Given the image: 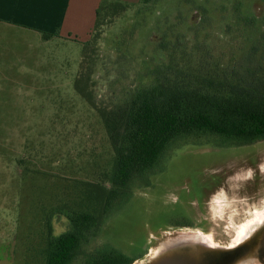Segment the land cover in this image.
<instances>
[{"label":"rangeland","instance_id":"rangeland-1","mask_svg":"<svg viewBox=\"0 0 264 264\" xmlns=\"http://www.w3.org/2000/svg\"><path fill=\"white\" fill-rule=\"evenodd\" d=\"M238 14L258 17L264 31V0L139 2L105 20L87 55L81 42H46L0 25V264H46L49 238L72 229L55 211L68 192L59 176L84 179L94 162L111 158L100 117L75 90L81 73L90 74L98 102L117 101L152 82L164 40H223ZM261 228L264 141L192 140L170 153L150 187L133 191L87 250L112 247L134 264H151L170 241L197 237L194 261L213 264L234 252L245 233L252 243ZM253 246L243 264H264Z\"/></svg>","mask_w":264,"mask_h":264},{"label":"trees","instance_id":"trees-1","mask_svg":"<svg viewBox=\"0 0 264 264\" xmlns=\"http://www.w3.org/2000/svg\"><path fill=\"white\" fill-rule=\"evenodd\" d=\"M156 1L140 3L150 6ZM130 6L113 0L101 5L92 38L83 44L86 55L90 47L98 46L105 20ZM261 22L238 14L227 24L223 40L198 37L192 45L164 40L159 46L164 58L150 73L152 82L138 84L110 103L95 99L90 74L81 73L75 90L100 117L111 158L94 162L84 179L59 176L65 178L68 192L55 211L72 229L49 238L46 264H134V258L115 248L88 251L87 246L138 186H151L152 177L164 171L177 146L203 139H215L224 146L264 141Z\"/></svg>","mask_w":264,"mask_h":264},{"label":"crops","instance_id":"crops-1","mask_svg":"<svg viewBox=\"0 0 264 264\" xmlns=\"http://www.w3.org/2000/svg\"><path fill=\"white\" fill-rule=\"evenodd\" d=\"M110 0H0V25L20 35L86 43L98 10ZM136 5L141 0H113ZM44 35H51L45 38Z\"/></svg>","mask_w":264,"mask_h":264},{"label":"bare ground","instance_id":"bare-ground-1","mask_svg":"<svg viewBox=\"0 0 264 264\" xmlns=\"http://www.w3.org/2000/svg\"><path fill=\"white\" fill-rule=\"evenodd\" d=\"M246 233L244 234V237L241 239V245L237 247L236 250L240 249L241 247L245 246L247 244V240L244 241V238L246 237ZM200 239V237H198ZM196 241H198L197 237H190V240L187 241V239L179 240V241H170L169 244L165 245L163 249L158 251L155 254L154 260L152 261L151 264H160L159 262L162 261L165 257L170 254H175L177 256H180V260L182 263H185V260L187 258H194L197 259L196 256L198 254L200 255L199 252H197L196 247L193 245ZM235 250V251H236ZM230 253H235V252H230ZM238 264H243V263H238Z\"/></svg>","mask_w":264,"mask_h":264},{"label":"flooded vegetation","instance_id":"flooded-vegetation-1","mask_svg":"<svg viewBox=\"0 0 264 264\" xmlns=\"http://www.w3.org/2000/svg\"><path fill=\"white\" fill-rule=\"evenodd\" d=\"M252 246L254 250L256 251L255 254L257 256V259L259 261L264 260V229L263 228L257 230L256 235L253 237L252 243L246 244L240 249L234 251L235 253H230V252L227 253L226 257L220 258L213 264L245 263V261L247 260V257H249V254L247 252H249V250L252 249Z\"/></svg>","mask_w":264,"mask_h":264},{"label":"water","instance_id":"water-1","mask_svg":"<svg viewBox=\"0 0 264 264\" xmlns=\"http://www.w3.org/2000/svg\"><path fill=\"white\" fill-rule=\"evenodd\" d=\"M165 258L160 261L159 263L160 264H196V261H194V258H187L185 260V263H182L181 260H180V256H177V255H173V254H170V255H166L164 256ZM172 261H175L176 263H173Z\"/></svg>","mask_w":264,"mask_h":264}]
</instances>
